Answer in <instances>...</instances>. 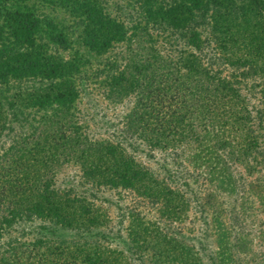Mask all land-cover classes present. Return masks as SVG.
<instances>
[{
  "label": "rangeland",
  "instance_id": "1",
  "mask_svg": "<svg viewBox=\"0 0 264 264\" xmlns=\"http://www.w3.org/2000/svg\"><path fill=\"white\" fill-rule=\"evenodd\" d=\"M225 31L189 68L151 59L145 102L102 64L140 39L59 51L80 64L64 106L19 94L13 119L17 81L0 84V264H264V207L236 179L264 181V24Z\"/></svg>",
  "mask_w": 264,
  "mask_h": 264
},
{
  "label": "trees",
  "instance_id": "2",
  "mask_svg": "<svg viewBox=\"0 0 264 264\" xmlns=\"http://www.w3.org/2000/svg\"><path fill=\"white\" fill-rule=\"evenodd\" d=\"M111 4L112 9L106 0H0V84L17 81V94L6 97L11 102H4L9 117L22 119V110L12 104L19 94H23L22 103L32 100L56 107L73 99L69 78L80 64L74 52L63 56L59 51L71 49L75 38H84L83 45L95 55L112 44L140 39L142 46L130 52L123 64L107 59L102 64L110 84L126 78L140 102H145L152 81L151 59L189 68L187 64L197 57L216 52L230 18L264 24V0H122ZM58 9L68 17L59 18ZM232 118L237 123L242 117L236 110ZM242 141V156L246 155L249 167L246 173L251 174L254 169L248 162L253 157L248 152L255 145L247 137ZM236 179L248 194L247 206L257 203L264 207V181L238 171ZM242 208L246 210L238 205L235 216Z\"/></svg>",
  "mask_w": 264,
  "mask_h": 264
}]
</instances>
